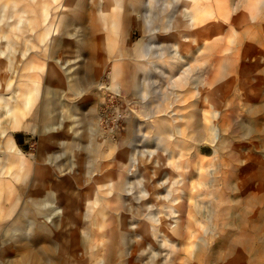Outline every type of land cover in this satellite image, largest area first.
I'll return each mask as SVG.
<instances>
[{"label":"rangeland","instance_id":"rangeland-1","mask_svg":"<svg viewBox=\"0 0 264 264\" xmlns=\"http://www.w3.org/2000/svg\"><path fill=\"white\" fill-rule=\"evenodd\" d=\"M232 1L217 0V13L204 14L206 17L198 32L201 49L205 52L195 50L196 47L188 54V64L195 68L190 82L174 87L171 80L161 77L158 79L161 85L155 86L156 91L151 86L152 92L146 99L140 98L134 88L125 92L128 98L121 95L122 88L114 75L116 61L104 47L103 65L96 77V82H101L100 88L89 93L91 104L84 100L81 106L92 118L91 129L83 123L78 126V122H74L76 127L71 130L62 125L61 130L53 131L55 138L48 141L45 136L49 132L42 133V121L36 122L31 114L40 100L38 96L42 94L51 63L58 68L64 82L60 90L63 99L74 103L81 97L66 86L64 68L76 63L75 47L82 37L79 34L92 36L96 33L90 14L95 0H79L83 8L79 14L72 7V0H0V112L1 105L6 104L21 114L16 124L10 119L6 124L0 122V264L24 263L25 251L17 247V242L29 238L26 230H33L29 222L32 219L52 227L51 232L42 231L27 240L33 248L37 247L36 243L45 245L48 250L42 252V257H46L48 264L98 263L103 255L99 233L107 230L116 239V248L106 258L107 264H264V0ZM66 14L68 23L63 21ZM77 26L83 28L78 31ZM116 30V41H110L114 47L120 44L121 29ZM132 33L131 43L140 36L139 29L133 28ZM55 38L61 39L62 47L52 59L49 49ZM215 43L220 46L217 53L211 47ZM87 57L84 53L76 58L82 62ZM138 73L144 82L143 70ZM198 74L203 76L199 78ZM135 99L140 100L135 102ZM92 109L94 114H89ZM154 111L159 112L158 115ZM131 112H137L141 118L137 131L133 132L135 139L128 125L127 116ZM55 115L57 123L67 124L60 104H57ZM197 118L202 120L200 128L204 137H198L199 131L195 130L193 122ZM239 121L250 129L240 127ZM133 140L138 148L140 146L139 151L151 146L152 150L145 147L151 160L145 162L147 178L145 172L132 164L128 163L125 168L127 161L122 147ZM136 145L134 143V148ZM21 160L24 161L21 163ZM38 167L44 173L43 185ZM123 171L129 181L119 191L118 174ZM170 176L177 182L173 183ZM155 179H160L157 187L153 185ZM74 186L78 187V194L73 191ZM141 189H147L149 194L143 196ZM156 189H161L160 194L166 200L156 198L153 193ZM119 192L121 201L115 197ZM68 193L74 196L67 201L62 195ZM14 201L18 203L14 214L20 211L22 202L31 207V213L23 214L20 222H14L13 217H2L6 207ZM104 203L109 210L106 218L99 214ZM42 211L49 214L59 211L53 216L57 221L47 222ZM145 211H152L155 218L150 219ZM141 225L149 229L143 231ZM15 226L19 229L13 228ZM120 244L124 250L119 249Z\"/></svg>","mask_w":264,"mask_h":264},{"label":"bare ground","instance_id":"bare-ground-1","mask_svg":"<svg viewBox=\"0 0 264 264\" xmlns=\"http://www.w3.org/2000/svg\"><path fill=\"white\" fill-rule=\"evenodd\" d=\"M17 1V0H16ZM20 1V0H19ZM232 1V0H231ZM237 1V0H236ZM233 2V1H232ZM231 2V3H232ZM239 2V0H238ZM21 4V3H20ZM234 4H232L233 6ZM238 5V4H237ZM29 6V5H28ZM37 6V5H36ZM72 7L76 10V14H79L80 11H82V6L79 2V0H72ZM217 7V0H95L94 4L91 6L90 14H91V25L94 28V31L96 32L92 36H87L86 34H79L82 36L79 38V41H77L76 49H77V56L76 57H82L84 53L88 54V57L85 58L82 62H80V58L76 59V63L73 66H69L64 68L66 73V79L67 84L66 86H69L71 90H73V93L76 94V96H81L78 101L74 103H68L66 100L63 99L62 94H60V90L64 88L65 85L64 82L61 81V76L59 75L58 68L55 67L53 63H51L48 66V77L46 74L45 82L43 83L42 88V94L39 95L38 98H40L39 102L37 103V106L34 108L31 118L35 120L36 122L42 121V133L49 132L45 138L49 141H52L53 138H55L54 130H61L62 125L67 127V130H71L75 128L74 122L78 126H80V123L86 124L87 126L92 127V118H89L87 114L82 110L81 106L86 103H90L89 99V93H91L95 88L98 90V87L100 86L101 82H96V77L98 76V73H100L101 67H102V55L104 54L103 48L105 47L107 53L109 56H113V60L116 61L114 64V75L118 79L119 85L121 86V95H123L125 98H128L125 94V92L129 89H135V93H137L140 98L146 99L150 95L151 86L156 91L155 87L156 85H161V81L158 83V79L163 77H167L169 80H171L174 87L182 86L181 84H186L190 82V76L191 73L194 71V66L192 64H188V57H190L188 54L192 53V51L197 47L195 50H200L202 46V40L200 38L198 28L202 22L205 20V15H215L217 13L216 11ZM82 8V9H81ZM234 8V7H233ZM261 9V8H260ZM34 10V9H33ZM234 10V9H233ZM264 10V9H263ZM30 13V12H29ZM88 13V12H87ZM27 14V13H26ZM32 14V13H31ZM205 14V15H204ZM247 14V13H246ZM35 15V14H34ZM33 15V16H34ZM218 15V14H217ZM32 16V17H33ZM42 17V16H41ZM68 16L63 17V21L68 23V19H66ZM255 17V15H254ZM222 19V18H221ZM217 20V19H216ZM215 20V21H216ZM219 20V19H218ZM251 20V19H249ZM47 21V20H46ZM255 21V20H254ZM225 22V21H224ZM248 22V21H247ZM30 23V22H29ZM89 23V22H88ZM211 23V22H210ZM221 23V21H220ZM244 23V22H243ZM31 24V23H30ZM29 24V25H30ZM209 25V23L207 22ZM230 24V23H229ZM228 25V24H227ZM237 25V24H236ZM224 26V24L222 25ZM241 26V25H240ZM244 26V25H243ZM121 29V33L119 36L120 44L118 47H114V44H111L110 41L113 39L116 41V33L118 31L117 28ZM227 27V26H226ZM239 27V26H238ZM79 26H77V30L82 29ZM108 28V29H107ZM133 28L139 29L140 36L139 38L131 43L129 42V38L132 37ZM222 28V27H221ZM224 28V27H223ZM233 28V27H232ZM22 29V28H21ZM27 29V28H26ZM211 29V27L209 28ZM28 30V29H27ZM238 30V29H237ZM85 32V30H82ZM135 31V30H134ZM223 31V29H222ZM227 31V30H226ZM55 33V32H54ZM213 33V32H210ZM233 33V32H231ZM224 34V33H223ZM237 34V33H236ZM241 34V33H240ZM5 35V34H4ZM214 35V34H212ZM218 38L221 36L220 34L217 35ZM225 36V35H224ZM228 36V35H227ZM247 36V35H245ZM223 37V36H222ZM238 37V36H237ZM7 38V37H6ZM184 39L181 41V39ZM205 38V37H204ZM214 38V37H213ZM231 38V37H230ZM229 38V39H230ZM254 38V37H253ZM256 38V37H255ZM19 39V38H18ZM207 39H209L207 37ZM227 38V40H229ZM238 39V38H237ZM170 41H174L173 43H170ZM223 40V39H222ZM239 40V39H238ZM256 40V39H255ZM30 41V40H29ZM230 41V40H229ZM242 41V40H241ZM52 45L49 49L50 55L52 59L56 58V54L59 52L60 48L62 47V41L59 38H55L52 40ZM240 42V41H239ZM238 42V43H239ZM16 44V43H15ZM210 44V43H209ZM236 44V43H235ZM208 45V44H207ZM211 45V44H210ZM209 45V46H210ZM218 45V43H217ZM216 43L212 44V50L214 53H217L219 51V47H217ZM244 45V44H243ZM208 46V47H209ZM204 47V46H203ZM202 47V48H203ZM232 47V46H231ZM206 48V44H205ZM233 48V47H232ZM236 48V47H235ZM207 49V48H206ZM209 49V48H208ZM211 49V48H210ZM239 49V48H238ZM75 50V49H74ZM203 50V49H201ZM76 51V50H75ZM204 51V50H203ZM205 52V51H204ZM202 53V52H201ZM220 53V52H219ZM72 54V53H71ZM62 55V54H61ZM209 55V54H208ZM252 55V53H251ZM256 55V54H255ZM60 57V56H59ZM85 57V56H84ZM194 57V56H193ZM196 58H198L195 55ZM200 57V56H199ZM203 57V56H202ZM61 58V57H60ZM251 59V58H250ZM57 61V60H56ZM194 61V59H193ZM190 62V61H189ZM253 62V61H252ZM28 64V63H27ZM67 63H64V65ZM212 64V63H211ZM48 65V64H46ZM209 65V64H208ZM18 66V65H17ZM22 67V66H21ZM37 67V66H36ZM47 67V66H46ZM252 67V66H251ZM24 68V67H23ZM30 68V65H29ZM248 68V67H247ZM21 69V68H20ZM40 69V68H39ZM143 70L144 76L142 82V78L140 77L138 71ZM244 69V68H243ZM254 69V68H253ZM106 70V69H105ZM197 70V69H196ZM199 70V69H198ZM207 70V69H206ZM205 70V71H206ZM258 70V69H257ZM262 71V70H261ZM30 72V71H29ZM28 72V73H29ZM246 72V69H245ZM248 72V71H247ZM31 73V72H30ZM33 73V72H32ZM38 73V72H37ZM41 73V72H40ZM205 73V72H204ZM211 73V72H210ZM209 73V74H210ZM155 74V78L154 77ZM16 75V73H15ZM44 75V73H43ZM193 75V74H192ZM195 75V74H194ZM199 75V74H198ZM22 76V75H21ZM28 76V75H27ZM57 78H54V77ZM203 76L202 74L199 75V78ZM206 76V75H205ZM208 76V75H207ZM40 77V76H38ZM196 77V76H193ZM192 77V78H193ZM31 78V77H30ZM204 78V77H203ZM227 79V78H226ZM196 80V79H195ZM241 80V79H240ZM165 81V80H164ZM203 81V80H202ZM104 82V81H103ZM196 82V81H195ZM194 82V84H195ZM16 83V82H15ZM29 83V82H28ZM170 83V81H169ZM18 84V83H17ZM21 84V83H20ZM168 84V82H167ZM197 84V83H196ZM217 84V83H216ZM263 84V83H262ZM103 86V85H102ZM105 86V85H104ZM158 86V87H159ZM163 86V85H162ZM198 86V85H197ZM215 86V85H214ZM244 86V85H243ZM111 87V85H110ZM245 87V86H244ZM68 88V87H67ZM100 88V87H99ZM180 88V87H179ZM124 89V90H123ZM160 89V88H159ZM172 90L171 88H169ZM178 89V88H177ZM194 89V87H193ZM192 89V90H193ZM251 89V88H250ZM57 90V92H56ZM100 90V89H99ZM168 90V89H164ZM174 90V89H173ZM182 90V89H181ZM195 89L194 91H196ZM255 90V89H253ZM41 91V90H40ZM66 91V90H65ZM133 91V92H134ZM184 91V90H183ZM12 92V91H11ZM17 92V90H16ZM96 92V91H95ZM152 92V91H151ZM164 92V91H163ZM168 92H170L168 90ZM172 92V91H171ZM176 92V91H174ZM186 92V90H185ZM191 92V91H189ZM198 92V91H197ZM65 93V92H64ZM102 93V92H101ZM155 93V92H154ZM160 93V91H159ZM165 93V92H164ZM167 93V92H166ZM188 93V92H187ZM255 93V92H254ZM15 94V93H14ZM98 94V93H97ZM152 94V93H151ZM163 94V93H162ZM174 94V93H173ZM179 94V93H178ZM189 94V93H188ZM248 94V93H247ZM256 94V93H255ZM100 94H98L99 96ZM167 95V94H166ZM169 95V94H168ZM187 95V94H186ZM193 95V94H191ZM133 96V95H132ZM136 96V94H135ZM181 96V95H178ZM177 96V97H178ZM117 97V96H116ZM151 97V96H150ZM156 97V96H155ZM160 97V96H159ZM158 97V98H159ZM168 97V96H166ZM171 97V96H170ZM169 97V98H170ZM176 97V96H175ZM191 97V96H190ZM189 97V98H190ZM193 97V96H192ZM201 97V96H200ZM199 97V98H200ZM254 97V96H253ZM93 98V97H92ZM98 98V97H97ZM164 98V97H163ZM172 98V97H171ZM170 98V99H171ZM198 98V99H199ZM153 99V98H152ZM181 101V98H179ZM183 99V98H182ZM85 100V101H84ZM138 99H135V102H137ZM140 100V99H139ZM138 100V101H139ZM156 100V99H155ZM166 100V98H165ZM172 100V99H171ZM193 100V99H192ZM196 100V99H195ZM13 101V100H12ZM84 101V102H83ZM92 101V100H91ZM134 101V100H133ZM132 101V102H133ZM153 101V100H152ZM164 101V100H163ZM170 101V100H169ZM176 101V102H180ZM258 101V100H257ZM101 102V101H100ZM99 102V103H100ZM146 102V101H145ZM173 102V101H172ZM185 102V101H184ZM182 101V103H184ZM187 102V101H186ZM195 102V101H194ZM199 102V101H198ZM4 103V102H3ZM128 103V102H127ZM165 103V102H163ZM161 103L162 105H164ZM196 103V102H195ZM57 104H60V108L64 110L66 114L67 124L65 122L62 124L57 123L56 121V115L55 111L57 110ZM91 104V103H90ZM135 104V103H134ZM167 104V103H166ZM165 104V106H166ZM169 104V103H168ZM174 104V102H173ZM197 104V103H196ZM18 105V104H17ZM138 105V104H137ZM144 105V103L142 104ZM148 103V108H149ZM180 105V104H179ZM194 105V103H193ZM94 106V105H93ZM96 106V105H95ZM147 106V104H146ZM168 106V105H167ZM166 106V107H167ZM170 106V105H169ZM90 107V106H89ZM164 106H162L163 108ZM176 107V106H175ZM197 107V106H196ZM199 107V106H198ZM202 107V106H201ZM141 108V107H140ZM138 109V111L140 110ZM146 108V107H145ZM170 108V107H169ZM87 109H89L87 107ZM129 109V107H128ZM133 110V108H131ZM151 109V108H150ZM164 109V108H163ZM199 109V108H198ZM136 110V108H135ZM160 110V109H159ZM158 110V111H159ZM166 110V109H165ZM164 110V111H165ZM172 110V109H171ZM175 110V109H174ZM173 110V111H174ZM148 111V109H147ZM151 111V110H150ZM161 110L160 112H162ZM168 112V110H166ZM196 111V110H194ZM95 112V111H94ZM98 112V110H97ZM96 112V113H97ZM123 112V111H122ZM226 112V111H225ZM93 113V109L89 112V114ZM137 113V112H136ZM135 112H131L130 115L127 116L128 122H129V129L130 134L134 136L133 139H135V135L133 132L137 131L138 129V122H140L139 114L137 115ZM146 113V111H145ZM155 113V111H154ZM159 112L156 111L155 115H158ZM171 114L170 112H168ZM84 114V115H83ZM94 114V113H93ZM142 114V113H141ZM176 114V113H175ZM174 114V116H176ZM195 114V113H194ZM225 114V113H224ZM223 114V115H224ZM227 114L231 115L227 112ZM16 108L14 109L13 106H6V104L1 105V112H0V122L6 124L9 119L10 121L13 120V122L16 124L19 117ZM83 115V116H82ZM127 115V114H126ZM228 115V116H229ZM91 116V115H90ZM153 116V115H151ZM183 116V114H182ZM192 116V115H191ZM197 116V114L195 115ZM194 116V117H195ZM203 116V115H202ZM225 116V115H224ZM92 117V116H91ZM193 117V116H192ZM223 117V116H222ZM235 117V116H234ZM62 118V117H61ZM153 118V117H152ZM26 119V118H25ZM149 119V118H148ZM173 119V118H172ZM176 119V118H175ZM96 120V119H95ZM172 121V120H171ZM195 121V119H194ZM202 121V120H201ZM201 121L199 118L193 122L194 126L197 128L201 126ZM246 121V119H245ZM249 121V120H248ZM26 122V121H25ZM63 122V121H62ZM146 122V121H145ZM143 122V123H145ZM155 122V121H154ZM174 122V120H173ZM237 122V121H236ZM96 123V121H95ZM176 123V122H175ZM241 124V122L239 121ZM250 123V122H248ZM173 124V123H172ZM190 124V125H193ZM236 124V123H235ZM96 125V124H95ZM204 124L203 126H205ZM254 125V124H253ZM155 126V125H154ZM175 126V125H174ZM249 126V125H248ZM246 127L245 123H242L240 127L243 129H247V131L250 129V127ZM255 126V125H254ZM149 127V126H148ZM170 127V126H169ZM176 127V126H175ZM181 127V125H180ZM40 128V126H39ZM94 128V127H93ZM96 128V126H95ZM150 128V127H149ZM198 133V137H204L203 130L200 128ZM252 128V127H251ZM97 129V128H96ZM145 129V128H143ZM167 129V127H166ZM175 129V128H174ZM183 129V128H182ZM237 130V128H235ZM235 130V131H236ZM242 130V129H241ZM255 130V129H253ZM94 131V130H93ZM163 131V130H162ZM161 131V132H162ZM166 131V130H165ZM175 131V130H174ZM181 131V130H180ZM251 131V130H250ZM256 131V130H255ZM153 132V131H152ZM150 132V134L152 133ZM179 132V130H178ZM177 132V134H179ZM233 132V131H232ZM39 133V132H38ZM94 133V132H93ZM96 133V132H95ZM129 133V130H128ZM146 133V132H145ZM144 133V134H145ZM205 133V132H204ZM240 133V132H239ZM242 133V132H241ZM246 133V132H245ZM244 133V134H245ZM249 133V132H248ZM139 134V132L137 133ZM165 134V133H164ZM176 134V133H173ZM247 134V133H246ZM158 135V134H156ZM172 135V134H171ZM243 135V134H242ZM251 135V134H250ZM96 136V134H95ZM145 136V135H144ZM170 136V135H169ZM194 136V135H193ZM247 136V135H245ZM244 136V137H245ZM94 137V136H93ZM161 137V136H160ZM168 137V135H167ZM241 137V136H240ZM243 137V138H244ZM250 137V136H249ZM95 138V137H94ZM132 138V137H131ZM173 138V136L171 137ZM170 138V139H171ZM195 138V137H194ZM197 138V137H196ZM195 138V139H196ZM238 138V137H237ZM93 140V139H92ZM96 140V138H95ZM123 140V139H122ZM127 140V139H126ZM138 140V139H136ZM136 140L123 142L124 145L122 147V154L125 157V160L127 161V165H125V168H128V163L132 164L131 166H136L138 170H142L141 172H145V177H148V166L146 165V161L148 158L147 149L144 147L143 151H139L141 149L140 146L136 145ZM140 140V139H139ZM158 140V138H157ZM156 140V141H157ZM243 140V139H242ZM253 140V139H252ZM94 141V140H93ZM104 141V140H103ZM135 141V142H134ZM197 141V140H196ZM200 141V140H199ZM85 142V141H84ZM140 142V141H139ZM143 142V141H142ZM158 142V141H157ZM154 142V145L155 143ZM161 141H159L160 143ZM93 143V142H92ZM109 143V141L107 142ZM111 143V142H110ZM109 143V144H110ZM134 143L136 147L134 148ZM196 143V142H195ZM90 144V142H89ZM97 144V143H96ZM100 144V142H99ZM104 144V143H103ZM106 144V143H105ZM113 144V142H112ZM152 144V142H151ZM158 144V143H157ZM162 144V142L160 143ZM159 144V145H160ZM248 144V143H247ZM246 144V145H247ZM93 145V144H90ZM148 145V144H147ZM167 146V145H166ZM197 146V145H196ZM245 146V145H244ZM93 147V146H92ZM95 147V146H94ZM101 147V146H100ZM99 147V148H100ZM118 147V145H117ZM143 147V146H142ZM151 149V146L148 145L147 148ZM160 147V146H159ZM207 147V146H206ZM209 147V146H208ZM242 147V146H241ZM107 148V147H106ZM112 146L110 147V149ZM116 148V147H115ZM156 148V147H155ZM155 148L153 149L155 151ZM158 148V147H157ZM165 147H163L164 149ZM200 148V147H199ZM98 149V148H97ZM94 149L93 150H97ZM118 149V148H117ZM139 149V150H137ZM92 150V152H93ZM105 150V149H104ZM152 150V149H151ZM59 151V150H58ZM111 151V150H110ZM43 152V151H42ZM60 152V151H59ZM80 152V151H79ZM113 152V151H112ZM160 152V150H159ZM166 152V151H165ZM24 153V152H23ZM108 153V152H107ZM110 153V152H109ZM170 153V152H169ZM172 153V152H171ZM238 153V151H237ZM141 154V155H140ZM155 154V153H153ZM157 154V153H156ZM21 155V154H20ZM90 155V154H89ZM92 155V154H91ZM108 155V154H107ZM110 155V154H109ZM118 155V154H116ZM158 155V154H157ZM94 156V153H93ZM113 156V155H112ZM152 156V154L150 155ZM164 157V156H162ZM16 158V157H15ZM19 158V157H18ZM151 158V157H150ZM70 159V158H69ZM115 159V158H114ZM113 159V160H114ZM181 159V158H180ZM244 159V158H243ZM73 160V159H72ZM150 160V159H149ZM24 160H21V163ZM95 161V160H94ZM93 161V162H94ZM151 161V160H150ZM156 161V160H155ZM73 162V161H72ZM97 162V161H96ZM95 162V163H96ZM183 162V161H182ZM181 162V163H182ZM27 163V162H26ZM156 163V162H155ZM184 163V162H183ZM187 163V162H186ZM149 164V163H147ZM197 164V163H196ZM178 165V163H177ZM185 165V163H184ZM93 166V165H91ZM100 166V164H99ZM96 166V167H99ZM182 166V165H181ZM192 166V165H191ZM20 167V166H19ZM151 167V166H150ZM114 168V167H113ZM39 169V174L42 177L40 179V183L43 185L45 183V180L43 179V171L42 168ZM90 169V168H89ZM100 169V168H99ZM110 170V169H109ZM109 170L107 172H109ZM196 170V169H195ZM93 171V170H92ZM100 171V170H99ZM91 172V171H90ZM95 172V171H94ZM94 172H92L94 174ZM188 173V172H187ZM10 174V173H9ZM107 174V173H106ZM112 174V173H111ZM138 174V173H137ZM194 174V173H193ZM26 175V174H25ZM91 175V174H89ZM114 175V174H113ZM12 176V175H11ZM106 176V175H105ZM111 176V175H109ZM180 176V175H179ZM176 177V176H175ZM174 177V178H175ZM25 178V177H24ZM161 178V177H160ZM169 178V177H168ZM171 179L172 176H170ZM169 178V180H170ZM177 178V177H176ZM192 178V177H191ZM19 178L17 177V180ZM112 179V178H111ZM157 179V178H156ZM155 179V180H156ZM23 180V179H22ZM160 181V179H158ZM156 180L153 184L154 187L159 186ZM129 181L128 176L125 175V172H120L118 174V190L120 191L123 187V184L127 183ZM193 181V180H192ZM169 182V181H168ZM173 183L177 182L176 179L172 180ZM181 182V181H180ZM183 182V181H182ZM181 182V183H182ZM4 183V182H3ZM8 184V183H6ZM3 185V184H2ZM25 186V185H24ZM181 186V185H180ZM7 187V185H6ZM153 187V188H154ZM165 187V186H164ZM171 187V186H170ZM169 187V188H170ZM196 187V186H195ZM168 189V187H166ZM165 188V189H166ZM178 188V187H177ZM12 189V188H11ZM9 189V190H11ZM78 187L74 186L73 191L78 194ZM176 189V188H175ZM183 189V188H182ZM147 189H141V192L143 193V196L148 195L149 193L146 192ZM26 194L28 195V190L25 189ZM115 191V190H114ZM152 193V192H151ZM157 199H165L160 193L161 189H156L153 192ZM194 193V192H193ZM9 194H11L9 192ZM8 194V195H9ZM173 194V193H172ZM192 194V193H191ZM188 195V194H187ZM193 195V194H192ZM62 198H66L67 201L70 200V197L74 196L68 194L62 195ZM76 196V195H75ZM28 197H34V195H29ZM116 199H119L121 201L120 192L118 195L115 196ZM131 197V196H130ZM148 197V196H147ZM151 197V196H150ZM12 198V197H11ZM58 198L59 195H58ZM153 198V197H152ZM35 199V198H34ZM101 199V198H99ZM131 199V198H130ZM147 199V198H145ZM144 199V201H145ZM20 200V196H19ZM142 200V199H141ZM159 200V201H160ZM166 200V199H165ZM192 200V199H191ZM132 201V199H131ZM153 201V200H152ZM164 201V200H163ZM6 202V201H5ZM79 202V201H78ZM128 202V201H127ZM170 202V201H169ZM48 203V202H46ZM135 203V202H134ZM143 203V202H142ZM154 203V202H153ZM172 203V202H171ZM8 204V203H7ZM18 204L16 201L12 202V204L8 207H6V211L3 213L2 217L5 219H8L10 217H13L14 222H20V220L23 217V214L25 213H31V207L27 202L21 203V209L18 213L14 214V207ZM49 204V203H48ZM62 204V203H60ZM128 204V203H127ZM146 204V203H145ZM156 204V203H155ZM59 205V204H58ZM107 205L106 203L103 204L102 209H100L99 214L101 216H104L105 218L108 216L109 210L105 207ZM140 205V204H139ZM171 205V204H170ZM150 206V205H149ZM172 206V205H171ZM136 207V206H134ZM154 207V206H153ZM156 207V206H155ZM164 207V206H163ZM187 207V206H186ZM140 208V207H139ZM150 208V207H149ZM162 208V207H161ZM165 208V207H164ZM168 209V208H166ZM66 210V209H65ZM68 210V209H67ZM134 210V209H133ZM142 210V209H141ZM171 210V208H170ZM169 210V211H170ZM175 210H177L175 208ZM187 210V209H186ZM185 210V211H186ZM59 211H56L55 213L49 214L47 212H43L42 214L45 215L44 218L46 221H52L55 222L57 220L53 219V216L56 215V213ZM141 212V211H140ZM146 213V211H145ZM161 213V212H160ZM159 213V214H160ZM165 213V212H164ZM173 213V212H172ZM142 214V213H141ZM150 219H154L155 215L152 211H149L146 213ZM170 214V213H169ZM174 215V214H173ZM183 215V214H182ZM130 216V215H129ZM158 216V215H157ZM169 217V216H168ZM183 218V216H182ZM186 219V216L184 217ZM30 219V217L28 218ZM141 219V217H140ZM168 219V218H167ZM170 219V218H169ZM144 220V219H143ZM172 220V219H171ZM152 221V220H151ZM160 222V220H158ZM157 221V222H158ZM173 221V220H172ZM30 225H32L33 230L31 228H28L26 230V233L28 234L29 238L37 236L38 233H42V231L51 232L52 227L50 225L44 224V222L41 224H38L35 222V220H30ZM46 222V223H47ZM158 222V223H159ZM169 222V221H167ZM144 223V222H143ZM156 223V222H155ZM166 223V222H165ZM38 224V225H37ZM63 224V223H62ZM74 224V223H73ZM77 224V223H76ZM111 223L108 222L107 225L109 226ZM138 224V223H137ZM164 224V223H163ZM28 225V224H27ZM140 225V224H139ZM167 225V224H166ZM171 225V224H170ZM102 226H106L105 223H102ZM143 228V231L146 229H149L146 227V225H141ZM15 229H19L18 226L13 227ZM36 228V229H34ZM59 228V227H58ZM75 230V229H74ZM161 230V229H160ZM167 231V228L165 229ZM171 230V229H170ZM15 232V231H14ZM13 232V233H14ZM24 232V231H23ZM53 233V232H52ZM61 233V232H60ZM67 233V232H66ZM65 233V234H66ZM54 234V233H53ZM63 234V233H62ZM101 235L100 244L103 249V255L101 256V259L98 263L95 264H107L106 258L108 256H111L113 254L114 249L116 248V239L113 238L110 231L107 230L106 232L99 233ZM133 234V233H132ZM131 234V235H132ZM64 235V234H63ZM17 236V235H16ZM49 235L46 233L45 237L47 238ZM58 236V235H57ZM76 236V235H75ZM171 236V235H170ZM2 237V236H1ZM44 237V238H45ZM98 237V236H97ZM160 237V236H159ZM169 237V236H168ZM19 238V237H18ZM24 238V237H23ZM28 238V239H29ZM134 238V237H133ZM178 238V237H177ZM22 239L17 242V247L19 249H22L25 251V255L22 256V261L25 264H48L46 257H42V252H46L48 249L42 245L38 246L36 243L35 248H33V244H28L27 240ZM38 239V238H37ZM42 239V238H41ZM167 239V237H166ZM47 240V239H46ZM172 240V239H171ZM177 240V239H176ZM10 241V240H9ZM40 241V240H39ZM30 242V240H29ZM43 242V241H42ZM41 242V244H42ZM63 242V241H62ZM182 242V241H181ZM1 243V242H0ZM40 243V242H39ZM44 244V242H43ZM46 244V243H45ZM51 244V243H50ZM63 244V243H62ZM61 244V245H62ZM185 244V243H184ZM52 245V244H51ZM187 246V244H186ZM153 247V245H152ZM46 248V249H45ZM75 248V247H73ZM53 249V248H52ZM120 250H124L122 248V245H119ZM130 249V248H129ZM156 249V248H155ZM8 250V249H7ZM18 250V249H17ZM16 250V251H17ZM64 250V249H63ZM49 252V251H48ZM53 252V251H52ZM51 252V253H52ZM62 252V250H61ZM65 252V251H64ZM132 252V251H131ZM57 254V253H56ZM19 255V254H18ZM17 255V256H18ZM59 255V254H58ZM101 255V254H100ZM133 255V254H132ZM14 256V255H13ZM40 256V257H39ZM47 256V255H46ZM8 257V256H7ZM59 257V256H57ZM62 258V257H61ZM60 259V258H57ZM56 259V260H57ZM54 260L55 262H57ZM146 261V260H145ZM51 262V261H50ZM0 263H1V254H0ZM23 263V264H24Z\"/></svg>","mask_w":264,"mask_h":264}]
</instances>
